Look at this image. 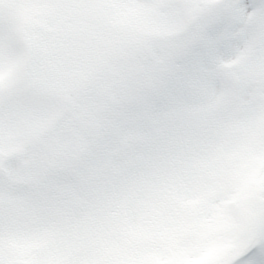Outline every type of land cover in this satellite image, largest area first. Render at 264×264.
Instances as JSON below:
<instances>
[{"label": "snow or ice", "instance_id": "1", "mask_svg": "<svg viewBox=\"0 0 264 264\" xmlns=\"http://www.w3.org/2000/svg\"><path fill=\"white\" fill-rule=\"evenodd\" d=\"M0 264H264V0H0Z\"/></svg>", "mask_w": 264, "mask_h": 264}]
</instances>
